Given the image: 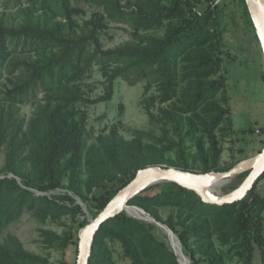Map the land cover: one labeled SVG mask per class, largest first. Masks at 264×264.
Returning <instances> with one entry per match:
<instances>
[{
  "label": "trees",
  "instance_id": "obj_1",
  "mask_svg": "<svg viewBox=\"0 0 264 264\" xmlns=\"http://www.w3.org/2000/svg\"><path fill=\"white\" fill-rule=\"evenodd\" d=\"M15 1L16 6L24 2ZM27 1L21 21H0V81L7 75L11 84L0 105V157L5 155L0 167V264H51L48 257L26 249L16 235L4 236L24 213L42 223L70 216L72 223L63 234L41 230L49 248L66 250L70 244L78 247V232L89 222L79 198L92 201L89 209L96 217L142 168L168 165L196 171L186 158L183 166L169 158L175 148L171 142H147L143 131L126 139L113 128L89 142V106L111 100L118 78L146 80L147 90L157 86L161 103L178 101L163 108L160 119L179 130L186 127L185 136L198 149L195 160L201 162V172L223 171L224 147L216 132L229 117L223 32L215 3L200 12L192 0H78L103 10L81 25L74 16L85 10L74 6V0ZM105 17L129 25L133 40L103 48L100 21ZM167 22L177 23L163 37L142 33ZM95 65L107 83L105 94L91 99L83 82ZM261 77L264 82V70ZM22 104L37 105L27 127L18 112ZM229 125L233 130L231 119ZM263 179L264 174L245 199L232 204L204 202L196 192L172 182L153 185L129 203L171 228L191 264H228L227 256L254 264L256 246L264 264V197L257 191ZM115 181L122 186L94 196L96 189ZM62 188L72 193L48 194ZM167 207L176 208L177 216L163 220L160 208ZM155 228L121 212L100 227L89 263L117 264L110 243H119L132 264H180ZM222 246H229L227 254Z\"/></svg>",
  "mask_w": 264,
  "mask_h": 264
},
{
  "label": "rangeland",
  "instance_id": "obj_2",
  "mask_svg": "<svg viewBox=\"0 0 264 264\" xmlns=\"http://www.w3.org/2000/svg\"><path fill=\"white\" fill-rule=\"evenodd\" d=\"M192 1L200 12H204L212 3H215L219 8L220 29L223 32V73L227 78V95L230 101L227 107L229 117L216 133L224 147L220 164L223 171L229 170L239 160L256 155L262 148V140H264V82L261 74L264 70V53L254 23L243 0ZM15 2V0H0L1 22L14 24L21 21L22 8H26L30 5V2L24 0L23 4L19 6H16ZM73 5L85 10L84 13L74 16L76 22L81 25L85 20L93 18L98 12H103L101 8L86 4L83 1L74 0ZM63 21L66 22V20ZM177 22H167L160 29L142 33L163 37L167 28ZM100 24H104L100 30V39L105 49L115 48L133 40V29L127 24L113 22L106 17L100 21ZM106 83L107 78L104 76V72L99 65H95L92 75L84 80L83 86L87 96L96 99L105 94ZM186 83L187 81L182 82L181 90L186 86ZM146 85V80H136L134 78L127 80L120 77L115 82V91L111 100L89 106L87 131L93 135L89 142H95L96 137L102 131L107 130L108 133L113 128L118 129L126 139H133L140 131H143L146 133L145 140L147 142L156 143L157 139L162 138L164 143H161V145L171 142L170 144L175 148L167 155L169 158L176 160L179 166L185 164L183 158H186L193 169L202 171L201 162L195 160L198 149L191 138L185 136L186 127L183 126L182 130H179L176 129L175 123L160 119L161 110L171 107L173 103L178 105V101L175 99L167 103H161L158 98L157 86L147 90ZM7 87H11V84L6 75L0 81V105L2 102L5 104L3 92ZM42 96L40 95V97ZM17 107L19 108V116L24 121L25 127H27L37 110V105L22 104ZM150 112L156 117L154 121L151 119ZM230 119L233 130L229 125ZM183 138L185 139L184 142L182 141ZM181 149L185 152L184 155H182ZM4 162L5 155L2 153L0 167L4 165ZM247 175L248 173H243L233 177L223 187V191L229 192L237 188ZM64 184L68 185L67 179L64 180ZM121 186L122 182L120 181L109 183L103 188L96 189L94 196H101L103 193L116 190ZM155 190H160V188ZM257 191L264 197V179L259 182ZM67 192L72 193L67 188H62L48 194L50 196L62 195ZM78 202L82 204L89 220L94 218L89 209L92 201L84 203L79 198ZM177 212V209L172 207L160 208L163 220H168L170 216L176 217ZM81 217L84 219V216ZM148 222L155 224L154 232L175 250L176 242L166 231L167 225L158 221ZM71 223L72 218L70 216L63 217L58 221L49 220L42 223L34 219L30 213H24L18 221L9 226L4 232V236L8 234L16 235L23 242L26 249L48 257L51 264H66V262L73 264L77 262V246L70 244L66 250L49 248L41 234L42 229L63 234ZM262 234L264 235V223ZM110 244L117 264H132V261L123 255L119 243ZM220 249L227 254L230 248L229 246H222ZM186 258L190 260L189 257L186 256ZM227 258L228 264H244L237 257L227 256ZM254 264H263L262 250L258 246H256Z\"/></svg>",
  "mask_w": 264,
  "mask_h": 264
},
{
  "label": "water",
  "instance_id": "obj_3",
  "mask_svg": "<svg viewBox=\"0 0 264 264\" xmlns=\"http://www.w3.org/2000/svg\"><path fill=\"white\" fill-rule=\"evenodd\" d=\"M252 17L258 38L261 42L264 53V0H245ZM248 172L244 181L235 189L224 192L226 186L233 177ZM264 174V147L252 157L240 160L229 170L209 172L185 170L179 167L168 165H150L140 169L135 177L112 198L106 207L88 224L78 232V257L76 264H90L92 246L100 227L109 219L116 217L126 207H134L143 215H130L147 221H157L148 215L141 208L131 205L129 202L147 188L160 183H177L184 188L196 192L204 202L224 205L239 202L246 198L256 182ZM162 223V222H160ZM165 226V225H164ZM166 231L176 240L175 254L180 264H190L182 250V243L179 237L171 228Z\"/></svg>",
  "mask_w": 264,
  "mask_h": 264
},
{
  "label": "bare ground",
  "instance_id": "obj_4",
  "mask_svg": "<svg viewBox=\"0 0 264 264\" xmlns=\"http://www.w3.org/2000/svg\"><path fill=\"white\" fill-rule=\"evenodd\" d=\"M124 211L127 212L130 215H143L141 211H139L137 208H134V207H131V206L130 207H126V209ZM175 242H176V240H175Z\"/></svg>",
  "mask_w": 264,
  "mask_h": 264
}]
</instances>
